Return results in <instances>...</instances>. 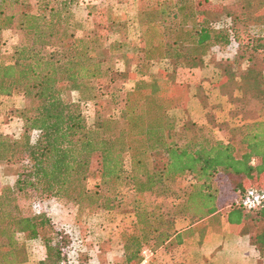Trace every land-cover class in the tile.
Returning a JSON list of instances; mask_svg holds the SVG:
<instances>
[{"label":"trees","instance_id":"1","mask_svg":"<svg viewBox=\"0 0 264 264\" xmlns=\"http://www.w3.org/2000/svg\"><path fill=\"white\" fill-rule=\"evenodd\" d=\"M24 1L0 0V30L15 26L30 36L14 47L9 62H0V96L22 94L30 100L14 111L20 134L0 133V160L18 165L13 184L0 188V264L26 261L19 234L42 239L45 256L39 264H69L71 241L65 230L46 213L20 206L19 198H66L92 210L88 204L98 194L97 186L121 178L132 192L135 216L131 228L121 233V264H141L143 247L155 251L179 245L205 223L216 228L222 221L255 228L264 224V203L253 209L234 201L219 207L220 183L237 199L249 188L264 191V120L239 123L224 139L210 137L188 117L177 127L169 111L181 104V85L151 76L137 79L125 92L119 116L97 114L88 124L79 101H66L63 95L90 89V98L95 97L96 87L89 82L109 70L91 57L102 45L99 37L76 32L72 0H37L34 11H27ZM202 1L139 0L141 65L173 57L178 64L196 67L207 64L215 47L223 49L236 40V75L264 94V65L254 61L257 52L264 51V15L253 10V0H239L223 11L230 25L220 24L202 8ZM241 21L252 29L243 43L234 31ZM122 44L114 42L109 48ZM89 177L99 180L94 190L85 185ZM178 190L184 202H172V213L165 199L176 197ZM178 219L189 228L178 231ZM251 236L262 253L264 226L252 229Z\"/></svg>","mask_w":264,"mask_h":264},{"label":"rangeland","instance_id":"2","mask_svg":"<svg viewBox=\"0 0 264 264\" xmlns=\"http://www.w3.org/2000/svg\"><path fill=\"white\" fill-rule=\"evenodd\" d=\"M72 1L71 10L76 32L78 34L87 32L99 37L102 45L91 51V57L93 61H102L105 68L109 67L103 77L89 82L96 87L93 99L90 98L92 93L90 89L84 92L70 90L63 95L66 101H79L88 124L93 123L97 114L105 117L119 116L124 107L125 92L137 79H149L151 76H163L169 78L173 85H181L177 88L182 96L181 104L169 111L177 127H180L188 117L195 120L198 127H203L210 137L224 139V133L239 123L253 119L264 120V94L251 82L241 79L235 73L237 62L233 63V59L240 49L236 40L228 47L223 49L215 47L212 50L205 65L207 67L210 65L207 72L199 70L191 73V70L189 75L187 70L195 67L178 64L173 57L154 59L148 65H141L144 56L141 51L139 0ZM237 1L239 0H206L202 1L201 6L208 10L209 15L215 16L220 24L230 25V19L225 17L223 11L225 6H233ZM36 4L37 0H25L23 3L27 11H34L37 8ZM252 7L258 14L264 15V0L260 2L253 0ZM249 26V22L242 21L234 24L236 36L242 43L247 42L251 36L252 29ZM29 39V34L15 26L1 29L0 62H9L14 47L28 42ZM114 42L123 44L119 49L112 50L109 45ZM254 58L257 65H264V51H258ZM195 97H199L200 100L194 99ZM81 98L83 100H79ZM29 104L30 100L22 94L0 96V133L9 137L18 136L22 127L14 111ZM201 110H205L204 115L199 114ZM227 113L228 121L221 120L223 118L221 115ZM17 171V164L0 160V188L12 185ZM98 182L96 178L89 177L85 185L88 189L94 190ZM184 183L187 184V181ZM220 188L222 193L219 207L229 205L237 194L224 183H220ZM97 190L98 194L93 196V201L88 204L94 207L92 210L79 207L73 200L54 197L36 202L19 198L18 204L30 205L35 213H46L57 228L65 230L71 241L67 252L69 264H121L123 261L121 233L130 229L135 219L133 195L122 178L116 182L101 183ZM114 194L117 197L108 201ZM176 194V197L165 199L167 208L172 213L175 211L172 202H176L178 206L184 202L182 190H178ZM176 222L177 225H183L186 221L178 219ZM263 226L264 224L255 228L251 224H243L233 228L232 225L225 224L223 229L227 236H238L252 232V229L258 231ZM205 230V227L200 229L196 235L198 240L194 239V246L203 244ZM18 237L25 242L27 252L26 261L19 264H39L45 256L42 239H27L23 234H19ZM182 249L179 245L172 244L158 247L145 264H199L195 260L199 256L195 249H190L191 254L196 256L190 260L185 259ZM255 253L258 264H264V251L260 253L258 250ZM208 259L203 263L208 264L211 260ZM213 261L216 264H228L231 260L229 257L215 256Z\"/></svg>","mask_w":264,"mask_h":264},{"label":"crops","instance_id":"3","mask_svg":"<svg viewBox=\"0 0 264 264\" xmlns=\"http://www.w3.org/2000/svg\"><path fill=\"white\" fill-rule=\"evenodd\" d=\"M205 65L206 64H201L200 66L198 65V67L188 69L187 73H189L190 75L192 72L196 73L199 70L207 72L206 70H209L208 67H210V65H208V67ZM194 99L200 100L199 97H195ZM192 104L194 105V103ZM199 114L204 115L205 110H201ZM221 116H223L221 120L228 121L229 113L225 115L222 114ZM225 224L232 225L233 228H238L239 226L243 225V223L230 224L227 221H222L219 228H216L212 227L209 223L203 224L202 226L198 227V229H196V231H194L191 235L183 238V241L181 242V244H179V246L183 248L182 250L184 251L185 259L190 260L191 258H195L196 256H193L190 251V249H195L196 252L199 253V256L195 258V260L198 261L199 264H204L203 262H205L208 258V260L211 259L208 264H216L213 261V257L215 256L218 258L229 257L231 261H229L228 264H258L255 253L256 251H258V249L253 243L251 232H246V234L238 236H227L225 234V230L223 229ZM204 227L206 228V230L203 244L194 246V239L198 240V237H196V235L198 234L200 229ZM177 228L178 231L186 230L187 228H189V223L185 222L183 225H177Z\"/></svg>","mask_w":264,"mask_h":264},{"label":"built area","instance_id":"4","mask_svg":"<svg viewBox=\"0 0 264 264\" xmlns=\"http://www.w3.org/2000/svg\"><path fill=\"white\" fill-rule=\"evenodd\" d=\"M235 203H241L247 209H253L264 203V191L255 188H249L241 199L235 198ZM154 251L149 247H143L141 250L142 261L141 264L148 262L149 258L153 256Z\"/></svg>","mask_w":264,"mask_h":264}]
</instances>
